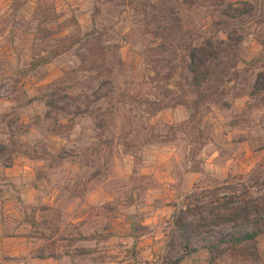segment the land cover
<instances>
[{"label":"rangeland","instance_id":"rangeland-1","mask_svg":"<svg viewBox=\"0 0 264 264\" xmlns=\"http://www.w3.org/2000/svg\"><path fill=\"white\" fill-rule=\"evenodd\" d=\"M228 36L197 99L189 50ZM260 73L264 0H0V264H155L187 204L264 203Z\"/></svg>","mask_w":264,"mask_h":264},{"label":"trees","instance_id":"trees-1","mask_svg":"<svg viewBox=\"0 0 264 264\" xmlns=\"http://www.w3.org/2000/svg\"><path fill=\"white\" fill-rule=\"evenodd\" d=\"M203 40L202 43L191 47L188 54L187 70L194 82L197 99H203L199 94L200 86L212 78L211 69H219V57L226 53L232 41ZM238 42L235 41V45ZM226 47V48H225ZM225 73L216 76L215 81H222ZM264 73L258 74L253 82V91H264ZM196 105L198 102L195 103ZM208 215L190 221L192 214ZM233 225L234 228L218 236L204 245H193V238L202 230ZM171 238L159 256L154 259L155 264H180L183 259L196 253L197 248L204 251L211 261L221 259L226 255H237L245 260L257 257V241L264 235V203L236 195L233 191L229 197H214L209 201H200L199 207L187 204L178 211L171 222Z\"/></svg>","mask_w":264,"mask_h":264},{"label":"crops","instance_id":"crops-1","mask_svg":"<svg viewBox=\"0 0 264 264\" xmlns=\"http://www.w3.org/2000/svg\"><path fill=\"white\" fill-rule=\"evenodd\" d=\"M14 165H12L9 168H4V176H16L18 174H22L25 170H29L26 165H23L22 162L19 161V159L15 162H13ZM21 165V166H19Z\"/></svg>","mask_w":264,"mask_h":264}]
</instances>
